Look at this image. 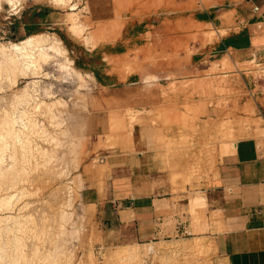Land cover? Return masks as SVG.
Instances as JSON below:
<instances>
[{
	"label": "rangeland",
	"instance_id": "obj_1",
	"mask_svg": "<svg viewBox=\"0 0 264 264\" xmlns=\"http://www.w3.org/2000/svg\"><path fill=\"white\" fill-rule=\"evenodd\" d=\"M6 1L0 3V44L47 36L64 51L37 75L0 76V107L11 109L28 87L49 105L34 115L47 135L29 130L50 157L30 158L37 166L28 185L12 184L9 172L0 176V199L30 189L0 217L9 215L11 225V217L25 222L26 212L35 214L39 233L26 240L31 264H197L199 257L210 263L202 257L207 251L196 253L198 259L192 251L200 240L126 241V231H112L103 208L83 191L105 198L119 179L151 176L176 194H194L218 173L223 153L264 124L251 96L264 86L261 68L242 75L231 64L203 71L206 64L194 62L196 46L217 38L211 25L192 16L208 0H23L18 10ZM61 208L71 213L66 223Z\"/></svg>",
	"mask_w": 264,
	"mask_h": 264
},
{
	"label": "crops",
	"instance_id": "obj_2",
	"mask_svg": "<svg viewBox=\"0 0 264 264\" xmlns=\"http://www.w3.org/2000/svg\"><path fill=\"white\" fill-rule=\"evenodd\" d=\"M192 16L217 33L212 42L196 46L194 62H204L203 71L218 62L219 68L231 64L242 75L252 74L254 66L264 72V0H208ZM251 96L264 119V86ZM223 154L218 173L191 196L176 194L150 176L140 182L119 179L105 198L94 189H85L83 197L103 208L112 231H126V241L200 240L207 264H264V124L253 126L233 152Z\"/></svg>",
	"mask_w": 264,
	"mask_h": 264
},
{
	"label": "bare ground",
	"instance_id": "obj_3",
	"mask_svg": "<svg viewBox=\"0 0 264 264\" xmlns=\"http://www.w3.org/2000/svg\"><path fill=\"white\" fill-rule=\"evenodd\" d=\"M2 1L3 0H0V3ZM7 1L11 5V7L18 10V7L21 5L23 0H7ZM54 1L63 4L64 2L67 3L66 1L68 0H54ZM69 5H72V4H69ZM74 14L76 13H73V15ZM78 25L79 24H77L76 27ZM76 27L75 29H77ZM79 29H81V27ZM36 37L37 38L30 36L29 38H27L25 41H22L21 43L0 44V76L3 71H6L8 76H11L15 72L30 73L33 75H37L41 73L43 64L48 63L51 59H54L52 57H54L55 55L62 54L63 47L61 45V42L58 39L50 38L47 36L46 37L36 36ZM61 67L64 69L66 66L62 64ZM68 73L70 72H67V74ZM20 93L21 94H19L20 96L18 98L15 97L16 101L14 102V104H12L13 106H11L12 107L11 109L9 108L7 109L6 107L4 108L2 106L0 107V166H1L0 176L2 174L7 175L8 173L6 172H9L11 174L10 176L7 175V177H10V182L12 184L18 185V183L19 182L21 183V180H22L26 185H28L29 182H32L30 181L32 177L31 173L34 170V168L37 166V164L35 166L34 164L33 165L31 164L32 159H34L36 155H40L41 158H44V159H48L50 157L49 151L45 149L46 147L45 148L43 147L44 145L40 146V144L36 140L37 137H35L36 134H43L44 137L47 135V130L44 128L41 122L37 121L36 119L37 116L35 115V113H37V110L40 109L42 106H45L48 109L49 105L45 101L41 100L37 95H35L34 90H30L29 87ZM15 96H18V95H15ZM34 115L36 116L35 118H34ZM55 117L53 115V118ZM30 126L36 129L38 128L41 131L39 133H36L35 136H33L34 134L33 132H31L32 128L29 130ZM36 131L38 130H35V132ZM20 156L22 157V159L20 160L21 161L23 160L22 164L21 163L18 164L17 162ZM7 157L10 160V164L6 163ZM30 158L32 159L30 160ZM5 165H7L9 169L5 168ZM42 177H45V176H42ZM10 186L12 188V185ZM21 189H24V188H21ZM13 190H16V188L15 189L13 188ZM29 190L30 189L27 186L25 187V190L19 191L15 194L14 193L8 194L9 193L8 192L7 195L1 197L0 199V210L6 211V210L12 209L11 206L15 204L18 197L28 195ZM68 207H70V205H68L67 208ZM61 210H58V211H61L58 215L60 220L63 221L65 218L67 217L69 218L71 213L66 210H63L62 208ZM25 214L29 216L27 220H25V222L21 218H19L18 217L19 215H18V216L10 218L11 225L7 224L9 215L7 217L6 216L0 217V264L1 263L4 264L6 262L8 264H31V260L28 258L27 249L28 248L32 249V245H27L26 240L35 238L39 232H38V229L35 230V227H34L35 219H36L35 214L33 212L32 213L26 212ZM63 222L66 223V221H63ZM62 228H64V226H62ZM60 230H61V227H60ZM11 240H14L15 242H17L16 245H14V248H11L9 245V242ZM153 245L151 244L148 245L147 250L149 252L155 253L156 255L157 251L155 249V246ZM205 249L206 248H204L203 243L197 242L194 245L192 251L195 257L198 259V257L196 256V253L204 252ZM129 257H136V255L131 252L129 254ZM196 262H197L196 260H193V261H189L186 264H196Z\"/></svg>",
	"mask_w": 264,
	"mask_h": 264
}]
</instances>
